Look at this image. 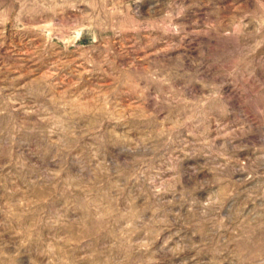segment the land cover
I'll return each mask as SVG.
<instances>
[{"label":"rangeland","instance_id":"rangeland-1","mask_svg":"<svg viewBox=\"0 0 264 264\" xmlns=\"http://www.w3.org/2000/svg\"><path fill=\"white\" fill-rule=\"evenodd\" d=\"M0 264H264V0H0Z\"/></svg>","mask_w":264,"mask_h":264}]
</instances>
